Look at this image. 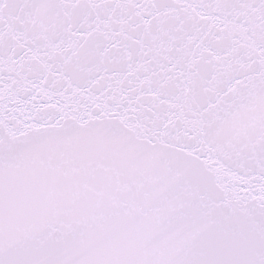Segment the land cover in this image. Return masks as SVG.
I'll return each instance as SVG.
<instances>
[{"label":"snow or ice","instance_id":"6c2138e0","mask_svg":"<svg viewBox=\"0 0 264 264\" xmlns=\"http://www.w3.org/2000/svg\"><path fill=\"white\" fill-rule=\"evenodd\" d=\"M0 264H264V0H0Z\"/></svg>","mask_w":264,"mask_h":264}]
</instances>
